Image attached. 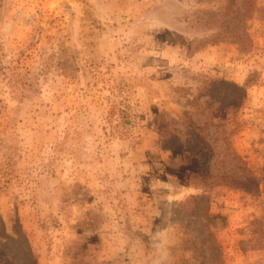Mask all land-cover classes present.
Masks as SVG:
<instances>
[{
  "label": "rangeland",
  "instance_id": "1",
  "mask_svg": "<svg viewBox=\"0 0 264 264\" xmlns=\"http://www.w3.org/2000/svg\"><path fill=\"white\" fill-rule=\"evenodd\" d=\"M0 264H264V0H0Z\"/></svg>",
  "mask_w": 264,
  "mask_h": 264
},
{
  "label": "trees",
  "instance_id": "2",
  "mask_svg": "<svg viewBox=\"0 0 264 264\" xmlns=\"http://www.w3.org/2000/svg\"><path fill=\"white\" fill-rule=\"evenodd\" d=\"M232 86H233V90H236L239 92H241L244 89L243 87H239L235 84H233ZM235 168L238 171H230V172L224 173L222 175V178H224V180L226 179L227 182H229V184L239 187L243 190H246V191L247 190L253 191L254 189L257 190L259 184L254 178L250 169L245 165V163L240 161L239 167H235Z\"/></svg>",
  "mask_w": 264,
  "mask_h": 264
}]
</instances>
